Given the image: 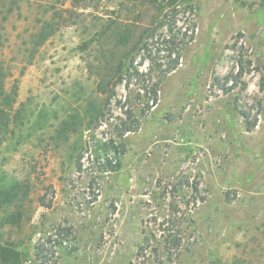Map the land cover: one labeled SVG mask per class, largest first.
Wrapping results in <instances>:
<instances>
[{
    "label": "rangeland",
    "instance_id": "1",
    "mask_svg": "<svg viewBox=\"0 0 264 264\" xmlns=\"http://www.w3.org/2000/svg\"><path fill=\"white\" fill-rule=\"evenodd\" d=\"M124 1L0 0V83L15 86L0 187L28 192L20 226L0 221V242L23 264H264V0H178L168 15L194 39L124 136L118 169L102 172L124 82L91 129L60 123L99 102L85 43Z\"/></svg>",
    "mask_w": 264,
    "mask_h": 264
},
{
    "label": "trees",
    "instance_id": "2",
    "mask_svg": "<svg viewBox=\"0 0 264 264\" xmlns=\"http://www.w3.org/2000/svg\"><path fill=\"white\" fill-rule=\"evenodd\" d=\"M79 0H71L72 3ZM125 2V3H124ZM119 3L116 10L110 11L108 17L93 34L91 40L85 43L87 50L96 56L92 62H85L89 74L95 78V92L100 97L98 103L87 101L81 114L60 123L62 131L89 130L97 125L105 116L109 104L116 96V87L124 82L127 94L122 104V118L114 125V139H110L109 151L112 160H105L101 164L102 172L116 171L119 158L125 152L124 136L138 131L140 120L156 105L157 95L161 83L166 76L174 71L187 46L194 39V29L175 30L173 15L176 12L178 0H125ZM126 2H128L126 4ZM43 29L53 32L57 26L54 20L45 21ZM166 29V35L155 38V30ZM190 33L188 34V32ZM142 54L140 62L136 57ZM159 54H161L159 58ZM159 58V59H158ZM147 63L146 69L140 66ZM240 71L232 81L235 86L240 82ZM231 85V86H233ZM131 87H135V94L131 96ZM232 87L221 85V91L227 93ZM15 93L12 86L8 95L2 82L0 83V126H9V112L12 108L11 97ZM120 103V102H118ZM244 120L246 130H251L254 123L248 121L244 112H239ZM80 168V164L77 166ZM27 187L15 182L7 189L0 187V221L10 226L19 227L22 221L21 196L26 197ZM17 205V211H9ZM173 244L179 246L180 240L174 238ZM0 264H23L22 253L14 243L0 242Z\"/></svg>",
    "mask_w": 264,
    "mask_h": 264
}]
</instances>
